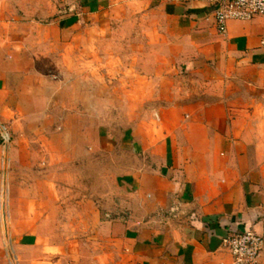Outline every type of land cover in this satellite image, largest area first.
Wrapping results in <instances>:
<instances>
[{
  "label": "crops",
  "instance_id": "crops-1",
  "mask_svg": "<svg viewBox=\"0 0 264 264\" xmlns=\"http://www.w3.org/2000/svg\"><path fill=\"white\" fill-rule=\"evenodd\" d=\"M10 2L0 0V133L9 135L0 139V264H232L223 245L230 233L264 239V122L246 119L248 109L170 104L154 111L149 134L125 126L119 147L134 159L122 161L129 215L104 211L94 198L64 200L71 188L49 172L84 156L66 138L89 133L94 118L93 102L79 112L59 99L65 79L79 80L58 76L69 51L78 66L76 30L116 14L160 18L202 83L264 96V16L229 22L220 35L209 0H61L48 24L11 13ZM86 81L94 86L93 77ZM87 137L89 152L95 140ZM99 138V149L111 148L108 137Z\"/></svg>",
  "mask_w": 264,
  "mask_h": 264
},
{
  "label": "rangeland",
  "instance_id": "rangeland-1",
  "mask_svg": "<svg viewBox=\"0 0 264 264\" xmlns=\"http://www.w3.org/2000/svg\"><path fill=\"white\" fill-rule=\"evenodd\" d=\"M60 1L12 0L8 9L15 14L31 13L42 24H48L53 20L54 10L59 9ZM104 20L96 22L97 27L91 28L93 25L89 23L75 31L73 35L78 37L79 43L78 66L71 65L70 58L76 53L69 51L64 57L61 74L58 73L64 78L79 77L73 83L67 79L63 81L65 94L59 98L63 105L71 101L78 104L79 112H85L83 105H88L90 110L94 103L89 133L78 131V135L69 133L66 138L77 141L79 153L84 156L75 162L51 167L49 172L58 184L71 188L72 192L64 195V200L94 198L104 211L129 215L133 209V196L132 192H123L121 188L129 181L121 177L124 172L122 161L134 164V159L130 157L132 152L128 147H119L125 126H140V133L146 135L152 127H157L154 114L157 108L170 104L202 107L219 101L241 111L248 109L244 117L249 121L264 122V96L241 85L202 83L196 68L187 64L188 53L176 47L170 33L172 27L160 18L124 13L114 15L108 23ZM86 77L94 78V86L86 81ZM93 89L95 96L92 99L86 94L87 90ZM72 91L77 95L71 97ZM84 115L86 113H79L80 118ZM56 116L64 115L56 112ZM81 121L80 126L86 123ZM5 132L0 133L3 143L9 136ZM102 134L111 140V148L99 149L97 146ZM87 136L95 140L94 150L89 152L84 149ZM53 137L59 145L62 140L59 136ZM2 151L5 155L4 147ZM11 197L12 193H8L7 203ZM125 204L126 208H123Z\"/></svg>",
  "mask_w": 264,
  "mask_h": 264
},
{
  "label": "built area",
  "instance_id": "built-area-1",
  "mask_svg": "<svg viewBox=\"0 0 264 264\" xmlns=\"http://www.w3.org/2000/svg\"><path fill=\"white\" fill-rule=\"evenodd\" d=\"M217 31L227 32L232 21L250 22L264 16V0H209ZM224 247L230 252L232 264H258L264 250V239L254 231L233 232L223 239Z\"/></svg>",
  "mask_w": 264,
  "mask_h": 264
}]
</instances>
